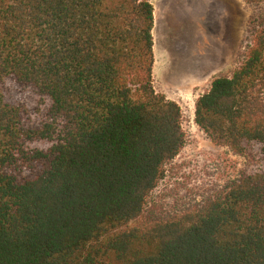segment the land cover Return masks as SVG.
<instances>
[{
    "label": "trees",
    "instance_id": "obj_1",
    "mask_svg": "<svg viewBox=\"0 0 264 264\" xmlns=\"http://www.w3.org/2000/svg\"><path fill=\"white\" fill-rule=\"evenodd\" d=\"M195 124L243 159L194 210L150 213L187 144L154 82L149 0H0V264H264V0Z\"/></svg>",
    "mask_w": 264,
    "mask_h": 264
},
{
    "label": "rangeland",
    "instance_id": "obj_2",
    "mask_svg": "<svg viewBox=\"0 0 264 264\" xmlns=\"http://www.w3.org/2000/svg\"><path fill=\"white\" fill-rule=\"evenodd\" d=\"M155 9L154 82L182 109L187 144L167 168L149 211L170 217L194 210L239 176L243 159L217 147L196 126L195 104L214 79L243 60L252 9L245 0H149Z\"/></svg>",
    "mask_w": 264,
    "mask_h": 264
}]
</instances>
